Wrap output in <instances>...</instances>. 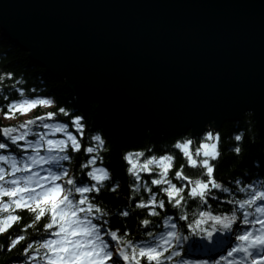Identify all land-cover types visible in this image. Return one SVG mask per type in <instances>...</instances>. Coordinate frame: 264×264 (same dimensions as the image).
I'll list each match as a JSON object with an SVG mask.
<instances>
[{"label": "snow or ice", "instance_id": "6c2138e0", "mask_svg": "<svg viewBox=\"0 0 264 264\" xmlns=\"http://www.w3.org/2000/svg\"><path fill=\"white\" fill-rule=\"evenodd\" d=\"M0 101L4 120L27 117L0 125V235L17 226L0 250L20 245L18 264H264V169L257 157L220 176L215 128L186 124L173 151H123L121 182L103 129L74 104L3 70ZM231 139L239 160L244 137Z\"/></svg>", "mask_w": 264, "mask_h": 264}, {"label": "water", "instance_id": "95a60500", "mask_svg": "<svg viewBox=\"0 0 264 264\" xmlns=\"http://www.w3.org/2000/svg\"><path fill=\"white\" fill-rule=\"evenodd\" d=\"M0 30L123 143L264 130V0H0Z\"/></svg>", "mask_w": 264, "mask_h": 264}, {"label": "trees", "instance_id": "16d2710c", "mask_svg": "<svg viewBox=\"0 0 264 264\" xmlns=\"http://www.w3.org/2000/svg\"><path fill=\"white\" fill-rule=\"evenodd\" d=\"M0 70L14 71L18 74H23L28 80L29 86H38L41 89L50 91L57 104H74L76 108L82 112L87 121L92 125L93 129H103L105 136L109 142L110 152L106 153L105 163L111 167L116 178L123 182L126 179L124 173V163L120 159V154L129 149H143L155 146L157 153L167 149H171V142L176 138L173 136L161 137L159 139L150 140L144 138L142 140L133 139L128 143H123L117 133L108 129L102 119L95 111V104L81 101L78 99L62 82L54 79L45 70L33 65L27 54L13 46L10 41L2 35L0 30ZM2 102V101H0ZM53 108H38L31 115L42 111L53 110ZM0 125H9L2 123ZM221 136V148L223 150V164L221 165L219 175L228 178L235 177L245 168L251 169L253 166L251 161L253 158H260V167L264 169V131L257 132L254 123L251 121L250 114H244L242 120L238 123H225L218 130ZM239 132L243 135L242 152L239 160L234 159V155L228 149L235 142L231 137ZM195 147V144L193 145ZM119 191V190H118ZM126 191V190H125ZM125 191H120L121 200H116L114 194H105V199L108 201V207H113L122 203L125 197ZM17 226H13L8 232L0 235V245H4L7 239L16 234ZM19 247L17 245L12 251L0 250V264H18L17 257L19 255Z\"/></svg>", "mask_w": 264, "mask_h": 264}, {"label": "rangeland", "instance_id": "374dc122", "mask_svg": "<svg viewBox=\"0 0 264 264\" xmlns=\"http://www.w3.org/2000/svg\"><path fill=\"white\" fill-rule=\"evenodd\" d=\"M2 35L3 36H5L3 33H2ZM33 64V63H32ZM34 65V64H33ZM44 70V69H43ZM46 72V71H45ZM47 73V72H46ZM47 74H49V73H47ZM50 75V74H49ZM51 77H53L52 75H50ZM54 78V77H53ZM55 79V78H54ZM64 84V83H63ZM65 85V84H64ZM67 87V86H66ZM82 101V100H81ZM85 102H87V101H85ZM90 103H92V102H90ZM94 104V103H93ZM95 107H96V105H95ZM34 111V110H33ZM31 114H32V112L31 113H29V116H31ZM246 114V113H245ZM248 114V113H247ZM243 116H244V114L242 115V117H241V119H240V121L242 120V118H243ZM27 117H17L16 118V120H4L2 117H0V120H1V122L2 123H5V124H15V123H18L19 121H21V120H23V119H26ZM252 119V118H251ZM240 121H237V122H232V123H238V122H240ZM229 123H231V122H229ZM223 124H225V123H223ZM222 124V125H223ZM222 125H221V127H222ZM254 127H255V125H254ZM206 128H209V126H206ZM256 129V128H255ZM257 131V130H256ZM264 131V130H263ZM257 132H262V131H257ZM206 258V257H205Z\"/></svg>", "mask_w": 264, "mask_h": 264}, {"label": "bare ground", "instance_id": "6f19581e", "mask_svg": "<svg viewBox=\"0 0 264 264\" xmlns=\"http://www.w3.org/2000/svg\"><path fill=\"white\" fill-rule=\"evenodd\" d=\"M109 129V128H108ZM113 131V130H112Z\"/></svg>", "mask_w": 264, "mask_h": 264}]
</instances>
